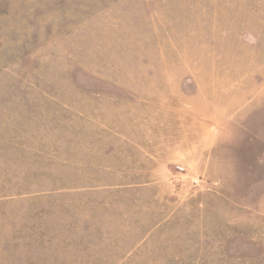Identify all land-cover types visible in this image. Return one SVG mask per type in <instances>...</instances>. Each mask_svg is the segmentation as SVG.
Returning <instances> with one entry per match:
<instances>
[{
	"label": "rangeland",
	"instance_id": "1",
	"mask_svg": "<svg viewBox=\"0 0 264 264\" xmlns=\"http://www.w3.org/2000/svg\"><path fill=\"white\" fill-rule=\"evenodd\" d=\"M0 264H264V0H0Z\"/></svg>",
	"mask_w": 264,
	"mask_h": 264
},
{
	"label": "built area",
	"instance_id": "2",
	"mask_svg": "<svg viewBox=\"0 0 264 264\" xmlns=\"http://www.w3.org/2000/svg\"><path fill=\"white\" fill-rule=\"evenodd\" d=\"M179 170H182V167H178ZM193 184L195 187H199L202 184L201 178H195L193 180Z\"/></svg>",
	"mask_w": 264,
	"mask_h": 264
}]
</instances>
